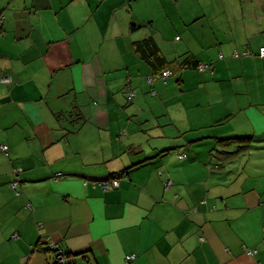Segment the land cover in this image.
Returning a JSON list of instances; mask_svg holds the SVG:
<instances>
[{
  "label": "crops",
  "instance_id": "obj_1",
  "mask_svg": "<svg viewBox=\"0 0 264 264\" xmlns=\"http://www.w3.org/2000/svg\"><path fill=\"white\" fill-rule=\"evenodd\" d=\"M0 13L13 80L0 264H54L46 237L76 264H264V59L232 58L264 46V0H0ZM245 136L248 151L228 143Z\"/></svg>",
  "mask_w": 264,
  "mask_h": 264
},
{
  "label": "built area",
  "instance_id": "obj_2",
  "mask_svg": "<svg viewBox=\"0 0 264 264\" xmlns=\"http://www.w3.org/2000/svg\"><path fill=\"white\" fill-rule=\"evenodd\" d=\"M5 20H6V16L4 14L0 13V27H2L4 25ZM252 53H253V50H251V49L245 50V54L246 55H249V54H252ZM259 53H260V56L262 58H264V46L260 48V52ZM239 56H240L239 52H236L235 53V57H239ZM207 68H208V64H202V65L199 66V70L200 71H206ZM172 75H173V71L172 70H170V69L165 70L162 73V79L166 82V79L171 77ZM0 82L9 84V83L13 82V80H12V78L10 76L0 75ZM148 82H149L150 85L154 84V79H153L152 76L148 77ZM151 92L154 95L157 94L155 88H153V90ZM134 97H135L134 92H131L129 94L128 99L131 101ZM0 150L6 152L8 150V146L4 144V145H2L0 147ZM186 156L187 155L185 153H180L179 158L180 159H184V158H186ZM59 178H64V175L59 173V174L55 175L54 180L56 181ZM164 184H165V188L168 189V188H170L172 186L173 183H172V181L170 179H168V180L165 181ZM93 185H94V187H101L105 191H110V190H114V189H117V188L120 187V179L112 178V179H108V180L96 181V182H93ZM11 186H12V188L17 189L18 186H19V180L16 179L11 184ZM13 237L17 238L18 235L14 234ZM43 241L47 242L53 250H58L60 248L59 244L57 242L53 241L50 237L44 238ZM245 251L249 255H252V256L257 253V250L251 249V248H245ZM136 258H137L136 255L132 254V255H129V256L126 257V261L127 262H131V261H134ZM58 260H59L60 263H64V262L67 261V258L63 255L61 250H59Z\"/></svg>",
  "mask_w": 264,
  "mask_h": 264
},
{
  "label": "trees",
  "instance_id": "obj_3",
  "mask_svg": "<svg viewBox=\"0 0 264 264\" xmlns=\"http://www.w3.org/2000/svg\"><path fill=\"white\" fill-rule=\"evenodd\" d=\"M134 27H136L135 25H133ZM132 26V27H133ZM2 31H1V33H0V36H2ZM150 41H151V39H146V40H144V41H141V42H137V44H136V48H137V51H138V53L140 54V56L142 57V58H144V59H146V60H156L157 59V55H156V53L155 52H153V53H151V54H148L147 53V51L146 50H148L149 49V46H150ZM263 47V46H262ZM261 48V47H260ZM260 48H259V50L257 51V52H255L254 50H253V53L252 54H249V55H246L245 54V50H247L248 48H245V49H243V50H238V49H236V50H234L233 52H232V58H234V59H242V58H249V57H258V58H261V59H264V58H262L261 56H260ZM252 50V49H251ZM236 52H239V54H240V56L239 57H235V53ZM221 57H223V55L221 54ZM164 59V58H163ZM163 59H161V61H160V63H161V65L163 64ZM200 65H202V64H199V63H197V62H190L189 60L185 63V66H188V67H191V68H194V69H196L197 71H200L199 70V66ZM184 66V67H185ZM212 69V66H211V64H208V68H207V70H211ZM165 70H168L167 68H165L164 70H162V72H161V75H160V78L162 79V73H163V71H165ZM206 70V71H207ZM200 72H205V71H200ZM173 75H174V72H173ZM172 75V76H173ZM171 76V77H172ZM170 78V77H169ZM163 80V79H162ZM167 80H168V78L166 79V82L164 81V83H167ZM157 92V91H156ZM254 140H255V138H253V137H251V136H245V137H237V138H234L233 140H223V141H228V143L229 142H235V143H239L238 145V147L240 148V150H242V151H248L249 149H250V147H252L253 145H254ZM2 145H4V144H2ZM1 145V146H2ZM6 145V144H5ZM0 146V147H1ZM8 151H9V147H8V150L6 151V152H4V151H2V150H0V153H2V154H5V155H7L8 154ZM180 153H185V152H183V151H179L178 152V159H180L179 158V155H180ZM186 154V153H185ZM187 157V156H186ZM184 159H186V158H184ZM180 160H183V159H180ZM127 173V172H126ZM159 174L160 175H162V173L161 172H159ZM113 178H119L120 180H121V178L120 177H113ZM108 179H112V177L111 178H106V179H102V180H108ZM102 180H99V181H102ZM15 181V180H14ZM13 181V182H14ZM12 182V183H13ZM94 182H96V181H94ZM11 183V184H12ZM92 184H93V182H92ZM165 185V184H164ZM41 227V226H40ZM46 238H48V237H46ZM43 240V239H42ZM40 241L41 242V245L40 246H46V249L44 250V249H42V251H44V252H53L54 253V255H55V258H56V262L54 263V264H76V258H74V256L76 257L77 255H75V254H73V253H71V252H66V251H64L63 249H62V247H61V245L59 244V249H58V251L57 250H53L51 247H50V245L47 243V242H44V241ZM45 244V245H44ZM53 250V251H52ZM59 250H61L62 252H63V254H64V256L67 258V262H64V263H60L59 262V260H58V254H59ZM56 251V252H55ZM57 253V254H56ZM81 255V254H80ZM70 256H72V257H70ZM68 257H70V258H68Z\"/></svg>",
  "mask_w": 264,
  "mask_h": 264
},
{
  "label": "bare ground",
  "instance_id": "obj_4",
  "mask_svg": "<svg viewBox=\"0 0 264 264\" xmlns=\"http://www.w3.org/2000/svg\"><path fill=\"white\" fill-rule=\"evenodd\" d=\"M212 5V4H211ZM119 179V178H118ZM14 235V234H13ZM53 251V250H52ZM58 251V250H57ZM56 252V251H55ZM62 252V251H61ZM63 253V252H62ZM57 254V253H56ZM64 255V254H63ZM66 256V255H65ZM70 257H72V256H70ZM70 257H68V258H70ZM67 262V261H66Z\"/></svg>",
  "mask_w": 264,
  "mask_h": 264
},
{
  "label": "rangeland",
  "instance_id": "obj_5",
  "mask_svg": "<svg viewBox=\"0 0 264 264\" xmlns=\"http://www.w3.org/2000/svg\"><path fill=\"white\" fill-rule=\"evenodd\" d=\"M130 93H131V92H130ZM130 93H129V94H130ZM134 94H135V93H134ZM128 97H129V95L127 96V98H128ZM128 100H129V99H128ZM129 101H130V100H129ZM0 146H1V145H0ZM8 152H9V151H8ZM246 253H247V252H246ZM247 254H248V253H247Z\"/></svg>",
  "mask_w": 264,
  "mask_h": 264
}]
</instances>
